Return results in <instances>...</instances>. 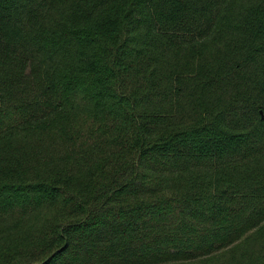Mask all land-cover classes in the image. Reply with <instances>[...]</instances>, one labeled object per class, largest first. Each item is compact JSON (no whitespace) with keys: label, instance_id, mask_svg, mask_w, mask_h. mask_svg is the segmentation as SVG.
I'll list each match as a JSON object with an SVG mask.
<instances>
[{"label":"trees","instance_id":"trees-1","mask_svg":"<svg viewBox=\"0 0 264 264\" xmlns=\"http://www.w3.org/2000/svg\"><path fill=\"white\" fill-rule=\"evenodd\" d=\"M0 264H264V0H0Z\"/></svg>","mask_w":264,"mask_h":264}]
</instances>
